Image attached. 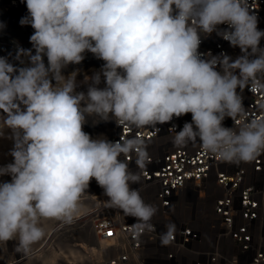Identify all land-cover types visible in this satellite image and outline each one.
<instances>
[{
  "label": "clouds",
  "instance_id": "clouds-1",
  "mask_svg": "<svg viewBox=\"0 0 264 264\" xmlns=\"http://www.w3.org/2000/svg\"><path fill=\"white\" fill-rule=\"evenodd\" d=\"M26 7L20 23L35 30V55L18 50V60L29 59L25 67L0 57V112L6 114L0 127L11 129L14 140V162L0 167V176H11L0 183V242L18 237L17 250L27 253L44 235L41 218H70L93 179L107 207L135 218L142 231H155L149 221L158 209L130 187L150 163L147 145L136 136L92 139L83 131L86 115L143 128L191 113L175 145L199 139L205 151L234 164L264 152V116L238 131L222 123L245 115L237 89L264 88V31L248 0H26ZM221 24L231 30L217 31ZM213 31L243 55L202 59L200 33ZM85 51L105 62L86 94L75 91V72L66 78L61 71L79 64ZM259 107L264 112V103ZM133 152L139 172L129 169ZM165 229L163 245L176 226Z\"/></svg>",
  "mask_w": 264,
  "mask_h": 264
},
{
  "label": "built area",
  "instance_id": "built-area-1",
  "mask_svg": "<svg viewBox=\"0 0 264 264\" xmlns=\"http://www.w3.org/2000/svg\"><path fill=\"white\" fill-rule=\"evenodd\" d=\"M248 4L257 17L258 29L264 31V0H248ZM223 30L231 29L227 24L217 26V31ZM217 31L200 33L198 53L202 59L226 54L235 60L243 55L238 46H231ZM259 47L264 48V37ZM82 55L84 59L76 64L74 72L84 77L83 83H91L90 78L101 72L105 62L89 51ZM216 70L222 71L219 66ZM105 86L101 76L98 87ZM237 92L245 115L235 121L226 117L222 122L235 131L246 120L264 116L259 107L264 103V88ZM191 121L188 113L167 123L135 128L118 125L114 118L104 121L86 115L83 131L92 139L116 142L136 136L144 140L150 163L140 182L130 187L139 190L146 204L158 209L149 221L155 231H142L135 218L107 207L108 197L105 201L101 197L104 190L95 179L91 180L81 199L95 201V208L86 214L83 228L100 242H110L102 258L104 264H264V152L249 163L234 164L205 151L199 139L175 145L176 132ZM119 159L125 158L121 155ZM135 159L133 152L128 157L129 169L139 172ZM93 191L101 192L92 196L96 199L88 196ZM170 223L175 224L176 231L171 242L163 245L160 234Z\"/></svg>",
  "mask_w": 264,
  "mask_h": 264
},
{
  "label": "rangeland",
  "instance_id": "rangeland-1",
  "mask_svg": "<svg viewBox=\"0 0 264 264\" xmlns=\"http://www.w3.org/2000/svg\"><path fill=\"white\" fill-rule=\"evenodd\" d=\"M26 16H28L26 0L22 3L17 0H0V57L16 67L29 66L27 56L21 57L20 60L16 58L19 49L31 50L35 55V49L30 42V37L35 30L31 24L20 23ZM42 58L46 64L47 56ZM75 66L76 64H68L61 70L62 75L67 78L74 72ZM83 80L84 77L80 74L76 75L75 90L78 92H85L91 84L89 81L85 84ZM52 83L55 85V80H52ZM82 84L86 87H82ZM23 108L21 104V109ZM5 115L0 112V124ZM108 125L107 123V127ZM107 127L103 133H107ZM0 131L3 133L0 134V167H4L14 162L11 155L14 140L11 129L0 127ZM3 182H11V176H0V183ZM94 204L95 201L81 199L77 210L71 214L70 218H41L39 226L42 227L44 235L30 246L27 253L23 249L17 250L18 237L7 242H0V264H104L102 258L108 251L101 250V242L83 228L86 226L84 218L95 208ZM48 258L51 259L49 262L46 261Z\"/></svg>",
  "mask_w": 264,
  "mask_h": 264
},
{
  "label": "bare ground",
  "instance_id": "bare-ground-1",
  "mask_svg": "<svg viewBox=\"0 0 264 264\" xmlns=\"http://www.w3.org/2000/svg\"><path fill=\"white\" fill-rule=\"evenodd\" d=\"M18 2H20V3H22L23 2V0H17ZM6 43V42H5ZM4 43V44H5ZM4 46V45H3ZM5 47V46H4ZM7 47H8V45H7ZM12 50H14L13 48H12ZM46 64H48V62L46 63ZM45 64V65H46ZM104 134H107V133H104ZM88 196H90L89 194H88ZM92 197V196H91ZM101 197H102V199L105 201V197H107L106 195L104 196V195H101ZM90 198V197H89ZM97 197H93V199H96ZM110 242L109 241H107V240H103V241H101V246H100V248H101V250H105V251H107L108 250V244H109ZM107 254V253H106ZM51 259L50 258H48V259H46V261L47 262H49Z\"/></svg>",
  "mask_w": 264,
  "mask_h": 264
},
{
  "label": "crops",
  "instance_id": "crops-1",
  "mask_svg": "<svg viewBox=\"0 0 264 264\" xmlns=\"http://www.w3.org/2000/svg\"><path fill=\"white\" fill-rule=\"evenodd\" d=\"M99 193H101V192L90 193L89 195L94 196L95 194H99ZM90 198H93V197H90Z\"/></svg>",
  "mask_w": 264,
  "mask_h": 264
}]
</instances>
